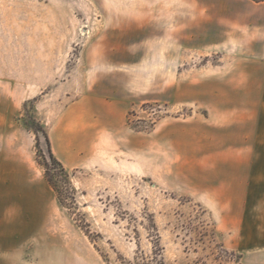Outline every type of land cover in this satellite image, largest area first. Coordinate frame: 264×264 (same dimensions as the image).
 I'll return each instance as SVG.
<instances>
[{
    "label": "rangeland",
    "instance_id": "rangeland-1",
    "mask_svg": "<svg viewBox=\"0 0 264 264\" xmlns=\"http://www.w3.org/2000/svg\"><path fill=\"white\" fill-rule=\"evenodd\" d=\"M263 4L0 0V95L56 189L22 264H264ZM94 85L123 122L61 171L47 127Z\"/></svg>",
    "mask_w": 264,
    "mask_h": 264
},
{
    "label": "crops",
    "instance_id": "crops-1",
    "mask_svg": "<svg viewBox=\"0 0 264 264\" xmlns=\"http://www.w3.org/2000/svg\"><path fill=\"white\" fill-rule=\"evenodd\" d=\"M117 102L94 85L48 125L52 153L64 167H96L123 122L127 106ZM17 113L11 90L0 95V264H22L25 248L44 237L57 207L52 187L28 154Z\"/></svg>",
    "mask_w": 264,
    "mask_h": 264
},
{
    "label": "trees",
    "instance_id": "trees-1",
    "mask_svg": "<svg viewBox=\"0 0 264 264\" xmlns=\"http://www.w3.org/2000/svg\"><path fill=\"white\" fill-rule=\"evenodd\" d=\"M45 138H46L47 143H48V147H49V156H50V158H52V159H54V160L56 161V163L58 164L59 169H60L61 171H64V170H65V167L62 165V163H61L59 160H57V159L54 157L53 153L51 152V149H50V143H49V139H48L47 134H45ZM45 177H46V180L48 181V183L51 185V187H52L54 190H56L55 187H54V185H53L52 182H51V179H50L49 176H48V170H47V169H45Z\"/></svg>",
    "mask_w": 264,
    "mask_h": 264
}]
</instances>
